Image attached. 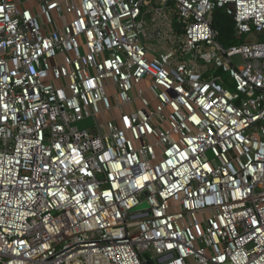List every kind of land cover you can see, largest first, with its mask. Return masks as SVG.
I'll return each instance as SVG.
<instances>
[{"label":"built area","instance_id":"obj_1","mask_svg":"<svg viewBox=\"0 0 264 264\" xmlns=\"http://www.w3.org/2000/svg\"><path fill=\"white\" fill-rule=\"evenodd\" d=\"M260 36L264 0H0V264H264Z\"/></svg>","mask_w":264,"mask_h":264},{"label":"trees","instance_id":"obj_2","mask_svg":"<svg viewBox=\"0 0 264 264\" xmlns=\"http://www.w3.org/2000/svg\"><path fill=\"white\" fill-rule=\"evenodd\" d=\"M211 27L217 32V41L223 47L233 46L232 43L237 34L234 30V21L222 10L217 9L212 16Z\"/></svg>","mask_w":264,"mask_h":264},{"label":"rangeland","instance_id":"obj_3","mask_svg":"<svg viewBox=\"0 0 264 264\" xmlns=\"http://www.w3.org/2000/svg\"><path fill=\"white\" fill-rule=\"evenodd\" d=\"M155 4V3H154ZM236 34V32H235ZM238 36V35H237ZM246 34L240 35L237 38L234 39L232 45H238L240 43H243L246 39ZM264 40L262 36L259 37V41ZM212 71H214L213 68H211ZM218 74L220 75L221 79H222V85L223 87H225L226 89H228L229 91H234V82L232 81V79L228 76L227 73H224L222 71H218ZM209 75H211V71L209 72ZM78 127L79 128H87V127H92V131L95 130L93 127V121L91 119H85L83 121H81L80 123H78ZM142 209H146V203L142 202L140 203L135 209L134 211L137 210H142Z\"/></svg>","mask_w":264,"mask_h":264},{"label":"crops","instance_id":"obj_4","mask_svg":"<svg viewBox=\"0 0 264 264\" xmlns=\"http://www.w3.org/2000/svg\"><path fill=\"white\" fill-rule=\"evenodd\" d=\"M257 38H258V36H256V35H247L245 41L247 40V41L251 42V41H253V39H257Z\"/></svg>","mask_w":264,"mask_h":264},{"label":"water","instance_id":"obj_5","mask_svg":"<svg viewBox=\"0 0 264 264\" xmlns=\"http://www.w3.org/2000/svg\"><path fill=\"white\" fill-rule=\"evenodd\" d=\"M143 257L145 258V264H153L152 260L149 258L147 254H144Z\"/></svg>","mask_w":264,"mask_h":264}]
</instances>
